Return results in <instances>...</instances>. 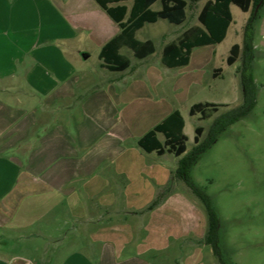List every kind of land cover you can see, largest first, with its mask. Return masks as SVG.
<instances>
[{
  "label": "crops",
  "instance_id": "obj_1",
  "mask_svg": "<svg viewBox=\"0 0 264 264\" xmlns=\"http://www.w3.org/2000/svg\"><path fill=\"white\" fill-rule=\"evenodd\" d=\"M94 1L0 0V93H3L0 98V227L6 226L5 232L0 230V238L15 237L10 234V227L16 226L12 223L14 216H6V211L12 212L29 194L53 193V201L43 198L46 201L40 204L39 220L53 206L64 202V198H69L67 205L72 207L67 218L57 219L54 225H47L45 232L39 233L44 253H48L52 239L57 244L52 252H63L55 264H192L193 237H199L200 244L204 238V244L208 245L205 242L207 222L202 211L191 203L187 205L185 200H148L153 189L175 176L176 169L160 160L170 152L146 151L138 139L171 112L179 111L175 106L176 96L187 98L191 88L200 83V69L210 58L209 47L215 44L193 47L185 65L170 67L161 57L166 43L190 27L201 25L198 13L206 0L197 13L198 23L194 21L171 36H162L160 61L148 69L144 68L152 62L156 44L153 37H142L139 33L147 23L165 18L145 22L136 30L135 37L142 41L151 39L154 51L139 58L130 48L131 53L126 54L123 52L126 46L120 47L119 52L130 60L122 70L109 69L99 57L102 46L117 35L120 27ZM155 2L150 8L159 10L161 7L153 8ZM120 3L129 9L132 0ZM187 5L188 0L186 8ZM243 12L245 25L250 10ZM186 18L187 12L182 22ZM254 30L264 37V4ZM81 33L95 46L98 69L84 64L91 56L90 49L74 44ZM196 47L202 48V53L193 63ZM175 69H179L178 75ZM220 73L221 67H217L212 75ZM143 74L151 77L152 93L140 80ZM144 107L149 117L146 120L151 119V123L145 125L143 133L130 135L123 120L117 119L118 112ZM102 165H109V176L97 175ZM80 180L85 181L87 202L93 201L96 189L123 182L125 190H133L129 194L131 200H102L100 205L105 208L122 205L130 210L134 221L128 223L126 217L112 219L105 214L95 215L89 207V213L80 215L74 209L79 200L74 199L73 186ZM144 188L148 189L149 196L139 200L141 192L135 190ZM115 197L118 198L116 194ZM27 214L25 211L20 216L23 227L29 224ZM88 223L91 228L85 230V237L90 243L85 249L84 242L83 247L79 245V225ZM67 230L69 235H65ZM11 252L10 248L0 245V264H34L20 255H10Z\"/></svg>",
  "mask_w": 264,
  "mask_h": 264
},
{
  "label": "rangeland",
  "instance_id": "obj_2",
  "mask_svg": "<svg viewBox=\"0 0 264 264\" xmlns=\"http://www.w3.org/2000/svg\"><path fill=\"white\" fill-rule=\"evenodd\" d=\"M203 1L191 2L188 0L187 18L181 24L159 19L157 22L145 25L139 35L153 37L156 51L151 57L152 62L144 69L152 68L160 61V39L163 35L166 37L171 36L175 31L187 27L194 21L198 23L196 16ZM160 7L161 2L158 0L153 8ZM231 10L233 22L228 29L226 38L219 44L209 47L210 58L200 69V83L191 88L187 98H182L180 95L176 96L175 106L184 117V132L187 135V141L186 151L180 156L166 153L165 156L160 157V160L169 165L171 169L177 170L181 159L195 145L205 140L208 130L219 115L239 105L242 101V87L237 72V68L241 63L240 57L231 65L226 62V58L232 44L243 41L242 34L246 13L234 4L231 5ZM83 37L84 33L79 34L74 39V44L78 43L77 45H84L90 49L91 56L84 64L89 68L98 69L95 46ZM253 45H255V48L252 60V75L257 87L254 107L246 116L231 123L221 131L216 140L199 155L190 168L191 178L209 195L212 205L217 211L220 221L219 247L223 259L230 264H264V37L256 31L253 37ZM201 49L194 48L193 63L200 59ZM123 52L129 54L131 50L124 47ZM191 67L193 68V64ZM217 67H221V73L218 76H213V69ZM178 70L175 69L176 75H178ZM150 78V76L143 74L140 80L147 85V91L152 93L153 87ZM1 97H3V93H0ZM199 101L219 104L218 110L212 111L209 116L204 118L200 117V113L190 115V106ZM170 103L172 104V102ZM132 112H136V114L133 115ZM118 113L117 119L123 120L130 135L132 133L136 135L143 133L146 129L145 125L151 123V119L146 120L149 117L145 107L143 109H123ZM141 117L145 120H141ZM196 125H202L204 128L198 143L194 140ZM67 126L69 125L67 124ZM69 130L71 132L72 127H69ZM157 136L160 139L164 137L161 133H157ZM108 169L109 165H102L100 170L97 171V175L109 176L107 174ZM84 182V180H80L73 185L76 192L74 199L79 200L74 209H78L80 215L87 214L89 207L90 213L95 215L105 214L106 217L112 216V219H124L126 217L128 223L134 221L131 220L133 217H131L130 210H126L122 205L109 206L108 208L100 205L102 200H131L129 194L133 192L132 189L125 190L123 187L125 184L117 182L115 185L112 184V187L96 189V196L93 201L87 202L88 199L83 188ZM117 184L122 187L117 186ZM135 192H141L139 200H146L149 196L147 188L135 190ZM115 194L118 198L115 197ZM53 196H55L53 193L41 195L36 192L29 194L22 199L21 204H17L12 212L6 211V216H14V222L12 223L16 226L15 228L10 227V234L15 237L10 239L1 237L0 245L10 248V251H13L10 255H20L34 264H55L57 257L63 255V252L60 254L52 252L57 247L56 242H53L54 239L49 240L51 241L47 248L49 251L44 253V247L39 238V233L45 232L47 225H54L57 219L67 218L72 212L71 205H67L66 201L69 198H64V202L53 206L51 211H48L49 213L39 220L37 215L40 212V204L46 201L43 198H48V201L51 202ZM148 200H185L187 205L191 203L192 206L200 209L205 223L207 222L206 210L200 199L177 175L170 176L165 185L153 189L152 196ZM88 203L90 204L88 205ZM25 211L28 212L26 217H29L30 220L28 226L23 227L21 226L20 216ZM88 227L91 228V224L79 225L80 235L78 237L81 240L79 245L83 247L84 242L85 249H88L89 242V238L85 237V234H87L85 230H88ZM0 230L5 232L6 226L0 227ZM66 233L65 235L70 234V232ZM199 239V237H193L192 240V264H221L214 255L211 245L204 244V238H201L203 244H200ZM30 242L32 245H29ZM35 242L36 244H34ZM89 254L96 258L94 254L90 252Z\"/></svg>",
  "mask_w": 264,
  "mask_h": 264
},
{
  "label": "trees",
  "instance_id": "obj_3",
  "mask_svg": "<svg viewBox=\"0 0 264 264\" xmlns=\"http://www.w3.org/2000/svg\"><path fill=\"white\" fill-rule=\"evenodd\" d=\"M109 16L119 25L120 31L107 41L99 52L103 64L111 70H122L126 68L130 60L120 53L122 46L130 48L136 57H144L154 51V43L151 39L145 41L135 37V32L145 22H154L159 18H165L169 22L178 24L185 19L187 0H160L161 8L152 10L150 5L156 0H132L131 7L120 3L125 0H95ZM196 2L198 0H189ZM111 3H116L111 5ZM234 3L243 11L250 10V15L244 25L242 44L234 43L227 56V63L232 64L240 57L241 63L237 68L242 87V101L239 105L219 115L212 123L208 134L201 143L199 137L204 128L196 125L194 140L195 145L180 161L175 172L184 181L187 187L196 195L207 214V231L205 242L211 245L214 255L221 264H230L223 259L219 247V216L213 207L211 199L191 178L190 168L199 155L216 140L217 135L231 123L246 116L256 103L257 87L252 75V60L254 57L253 37L255 21L259 16L260 8L264 0H206L198 13V20L201 25L192 26L183 31L179 36L164 45L162 49V61L170 67L185 65L189 61L191 49L195 46L205 44H216L221 42L227 33L232 21L230 4ZM220 71V68L217 69ZM214 102H197L192 104L189 110L190 115L200 113L204 118L212 111L218 110ZM184 118L180 111L171 112L163 121L148 130L138 139V144L146 151H156L161 154L168 151L179 156L186 151L187 135L184 132ZM157 133L164 136L160 141Z\"/></svg>",
  "mask_w": 264,
  "mask_h": 264
}]
</instances>
